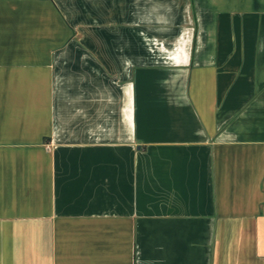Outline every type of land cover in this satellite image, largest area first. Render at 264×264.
Instances as JSON below:
<instances>
[{
    "label": "crops",
    "instance_id": "obj_1",
    "mask_svg": "<svg viewBox=\"0 0 264 264\" xmlns=\"http://www.w3.org/2000/svg\"><path fill=\"white\" fill-rule=\"evenodd\" d=\"M0 264H264V0H0Z\"/></svg>",
    "mask_w": 264,
    "mask_h": 264
}]
</instances>
